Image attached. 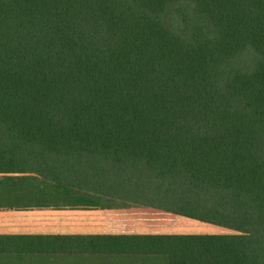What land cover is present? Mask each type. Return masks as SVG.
<instances>
[{"label":"trees","instance_id":"trees-1","mask_svg":"<svg viewBox=\"0 0 264 264\" xmlns=\"http://www.w3.org/2000/svg\"><path fill=\"white\" fill-rule=\"evenodd\" d=\"M0 174L172 216L0 254L264 264V0H0Z\"/></svg>","mask_w":264,"mask_h":264},{"label":"rangeland","instance_id":"rangeland-1","mask_svg":"<svg viewBox=\"0 0 264 264\" xmlns=\"http://www.w3.org/2000/svg\"><path fill=\"white\" fill-rule=\"evenodd\" d=\"M174 6L168 7L163 17L166 21L174 18ZM33 181L7 180L1 177L2 196L9 201L12 190L27 187L34 193V205L25 213H32L31 229L16 230L28 231L30 234H110L123 233L119 225L128 226L127 231L133 233L159 232L164 228H155L159 221L165 223L172 219L167 212H160L148 206L123 201L101 195L89 190L76 188L64 189L49 181H42L36 175ZM40 180V181H39ZM18 184V186L11 184ZM20 214L15 208L4 206L3 215ZM25 215V214H24ZM184 218L173 219L176 223L166 227L165 232H182L184 230L219 231L216 228L204 227L189 223ZM199 226V227H198ZM148 228V229H147ZM0 264H167L164 257L158 255H68V254H38L16 256L15 254H0Z\"/></svg>","mask_w":264,"mask_h":264},{"label":"crops","instance_id":"crops-1","mask_svg":"<svg viewBox=\"0 0 264 264\" xmlns=\"http://www.w3.org/2000/svg\"><path fill=\"white\" fill-rule=\"evenodd\" d=\"M1 177H6L7 180L10 179L13 181H21L25 179L26 181H33V176L30 174H0V187H2ZM40 181V180H39ZM18 184H11V186ZM7 205L11 208H15L21 216L16 214H7L4 213V206ZM34 205V193L29 191L27 187L19 188L17 190H12L9 195V201H7L2 196V190L0 188V234H30L28 231H16V230H27L31 229V225L28 224V221H31L32 213H25L33 208ZM25 214V215H24ZM16 256L27 255V254H15Z\"/></svg>","mask_w":264,"mask_h":264}]
</instances>
